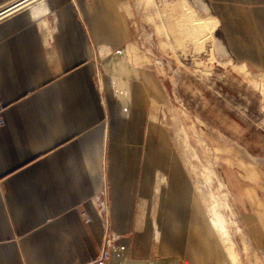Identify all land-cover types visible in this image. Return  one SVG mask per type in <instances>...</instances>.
<instances>
[{
	"label": "crops",
	"instance_id": "crops-1",
	"mask_svg": "<svg viewBox=\"0 0 264 264\" xmlns=\"http://www.w3.org/2000/svg\"><path fill=\"white\" fill-rule=\"evenodd\" d=\"M45 1L0 0V264H100L107 234L115 241L102 264H224L144 96L147 84L155 96L153 75L120 70L114 90L98 79L149 0H50L49 13ZM189 2L264 84V0ZM235 205L264 264V201Z\"/></svg>",
	"mask_w": 264,
	"mask_h": 264
},
{
	"label": "rangeland",
	"instance_id": "rangeland-1",
	"mask_svg": "<svg viewBox=\"0 0 264 264\" xmlns=\"http://www.w3.org/2000/svg\"><path fill=\"white\" fill-rule=\"evenodd\" d=\"M45 2L49 13L50 0ZM143 5L144 12L133 18L132 42L99 61L98 79H109L114 90L120 70L153 75L155 96L149 84L144 96L157 106L158 123L190 176L201 222L223 244L224 264H260L235 203L251 194L264 201L261 74L218 43L217 32L207 28L197 4L149 0ZM40 16L45 19L43 12ZM116 95L124 105L129 103L126 95Z\"/></svg>",
	"mask_w": 264,
	"mask_h": 264
},
{
	"label": "built area",
	"instance_id": "built-area-1",
	"mask_svg": "<svg viewBox=\"0 0 264 264\" xmlns=\"http://www.w3.org/2000/svg\"><path fill=\"white\" fill-rule=\"evenodd\" d=\"M156 2H177L180 0H155ZM4 111H5V106L1 102L0 98V129L5 125V117H4ZM115 238L107 234L105 237L104 243H103V248L99 257V263L102 264L106 262V260L109 258L111 248L114 245Z\"/></svg>",
	"mask_w": 264,
	"mask_h": 264
},
{
	"label": "bare ground",
	"instance_id": "bare-ground-1",
	"mask_svg": "<svg viewBox=\"0 0 264 264\" xmlns=\"http://www.w3.org/2000/svg\"><path fill=\"white\" fill-rule=\"evenodd\" d=\"M36 1H39V0H36ZM35 0H31V3L30 4H32V2L34 3V2H36ZM178 2V1H177ZM29 5V4H28Z\"/></svg>",
	"mask_w": 264,
	"mask_h": 264
}]
</instances>
